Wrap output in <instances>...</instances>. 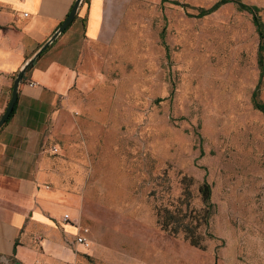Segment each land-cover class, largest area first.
Segmentation results:
<instances>
[{
    "label": "rangeland",
    "instance_id": "obj_1",
    "mask_svg": "<svg viewBox=\"0 0 264 264\" xmlns=\"http://www.w3.org/2000/svg\"><path fill=\"white\" fill-rule=\"evenodd\" d=\"M172 1H142L121 38L88 45L52 133L48 183L78 196L92 241L79 264H264L260 35L234 2L197 17L218 0ZM242 2L264 21V0Z\"/></svg>",
    "mask_w": 264,
    "mask_h": 264
},
{
    "label": "crops",
    "instance_id": "obj_2",
    "mask_svg": "<svg viewBox=\"0 0 264 264\" xmlns=\"http://www.w3.org/2000/svg\"><path fill=\"white\" fill-rule=\"evenodd\" d=\"M142 1L84 0L71 25L25 72L15 111L0 129V264H79L89 249L76 241L82 226L79 206L72 204L78 196L66 197L61 184L48 183L49 143L69 111L82 53L90 43L121 38ZM75 2L0 0V117L17 73Z\"/></svg>",
    "mask_w": 264,
    "mask_h": 264
},
{
    "label": "trees",
    "instance_id": "obj_3",
    "mask_svg": "<svg viewBox=\"0 0 264 264\" xmlns=\"http://www.w3.org/2000/svg\"><path fill=\"white\" fill-rule=\"evenodd\" d=\"M162 1H167V0H162ZM172 2L175 3V4L181 5L183 8L184 7H189V4L181 3L180 1L174 0ZM228 2H230V3L234 2V3L238 4L240 9H246V11L251 13L252 16H253V22L255 23L256 30L259 33L260 38H261V41L259 42V54H260L259 61H260V66L262 68L261 77H263V74H264V69H263L264 21L262 20L261 15H259V13H258L260 11L261 7H259L257 5H247L246 3L242 2V0H219V1L216 2L215 5H212L209 8H199L198 9V14H195L194 16H197V17L206 16L210 12H212V11L214 12L215 10L220 8L223 4H226ZM258 90H260V86H258L257 90L254 91V93H253V97H252L253 98V104H254V108L258 109L260 112H262L264 114V103L262 101H260L259 98H258V92H257ZM14 111H15V108H14L11 116L13 115ZM9 117H8V119H9ZM199 189H200V191L202 193V196L204 198V201H205L204 203H205V207H206L205 208L206 219H204V220H205V223L208 225L209 219H210V216H211V209H212L211 185L207 181H204L202 183V185L199 186ZM161 217L162 216L159 214V217H157V221H158V224H161L163 229L170 230V231L174 230L175 233L178 232L177 229H173L172 227H170V222L169 221H162ZM191 243L193 245H196V246H201V243H200V241H199V239L197 237H192L191 238Z\"/></svg>",
    "mask_w": 264,
    "mask_h": 264
},
{
    "label": "water",
    "instance_id": "obj_4",
    "mask_svg": "<svg viewBox=\"0 0 264 264\" xmlns=\"http://www.w3.org/2000/svg\"><path fill=\"white\" fill-rule=\"evenodd\" d=\"M83 1L84 0H76L75 4H73V7H72L69 15L65 18V20H63L61 22V24L59 25V27L55 31V33L48 38V40L41 46L39 51L36 52L35 55L32 56L26 62V64L19 70V72L17 73V76L15 77L13 87H12L11 99H9L6 110L3 113V115H1V117H0V129L2 128V126L4 125V123L6 122L8 117L11 116V114L15 108V104L19 98V85L22 83V81L24 79L25 72L27 71L28 68L31 67L32 64H34L35 60L41 55V53L44 52L49 47V45H51L56 40V38L61 33H63L64 30H66V28H68L71 25L73 20H75L79 6L83 3Z\"/></svg>",
    "mask_w": 264,
    "mask_h": 264
},
{
    "label": "built area",
    "instance_id": "obj_5",
    "mask_svg": "<svg viewBox=\"0 0 264 264\" xmlns=\"http://www.w3.org/2000/svg\"><path fill=\"white\" fill-rule=\"evenodd\" d=\"M29 83L32 86L38 84L33 79H30L29 80ZM64 219L66 221H69L70 220L69 214L64 215ZM79 230H80L79 233L76 235V241H77V243L80 244V245H83L86 248H90L91 247V240L87 236V233L89 232V229L79 227Z\"/></svg>",
    "mask_w": 264,
    "mask_h": 264
}]
</instances>
